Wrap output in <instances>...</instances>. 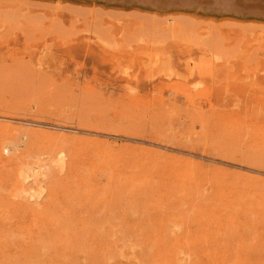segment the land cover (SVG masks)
Listing matches in <instances>:
<instances>
[{
  "label": "rangeland",
  "instance_id": "374dc122",
  "mask_svg": "<svg viewBox=\"0 0 264 264\" xmlns=\"http://www.w3.org/2000/svg\"><path fill=\"white\" fill-rule=\"evenodd\" d=\"M0 116V264H264V18L0 0Z\"/></svg>",
  "mask_w": 264,
  "mask_h": 264
},
{
  "label": "bare ground",
  "instance_id": "6f19581e",
  "mask_svg": "<svg viewBox=\"0 0 264 264\" xmlns=\"http://www.w3.org/2000/svg\"><path fill=\"white\" fill-rule=\"evenodd\" d=\"M114 2L121 5H137L141 7H149V8H159L157 5H152L144 0H105ZM182 3L177 5H169L164 6L165 9H185V10H198L204 12H210L215 14H233L236 16H244V17H256V18H264V0H178ZM241 13V14H240ZM218 59V57H216ZM156 62V60H155ZM196 66L194 63L186 62L185 70L192 72ZM0 121H6L3 117L0 116ZM10 122V121H8ZM60 137H64L63 134H57ZM29 140V135L27 133H23L19 137L20 142H15L10 145H5L2 147V154H12L17 151V148L23 145L24 142ZM65 154L62 151H59L56 155V159L54 161V167L62 169L65 164ZM49 167L41 160L32 166L29 170L23 171L20 174V186H28L26 190L21 187V193L28 194L27 200L31 203H37L41 193L42 186L41 184L44 182L46 174L48 172ZM34 188H38V193L35 194ZM122 257L126 259L129 264H140L137 261L136 252L129 251L122 254ZM184 255L176 254L174 257V261L178 263H183L185 261Z\"/></svg>",
  "mask_w": 264,
  "mask_h": 264
},
{
  "label": "water",
  "instance_id": "95a60500",
  "mask_svg": "<svg viewBox=\"0 0 264 264\" xmlns=\"http://www.w3.org/2000/svg\"><path fill=\"white\" fill-rule=\"evenodd\" d=\"M100 1L117 4V3L105 1V0H100ZM144 1H147V0H144ZM148 3H150L152 5H157V6H159V8H163L164 6L177 5V4H180L182 2H180L178 0H148Z\"/></svg>",
  "mask_w": 264,
  "mask_h": 264
}]
</instances>
